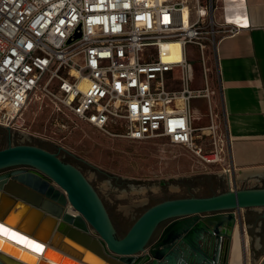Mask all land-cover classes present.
Returning a JSON list of instances; mask_svg holds the SVG:
<instances>
[{
	"label": "built area",
	"instance_id": "obj_1",
	"mask_svg": "<svg viewBox=\"0 0 264 264\" xmlns=\"http://www.w3.org/2000/svg\"><path fill=\"white\" fill-rule=\"evenodd\" d=\"M216 1L0 0V126L18 130L41 91L59 113L111 135L163 138L205 164L224 162L211 59L248 25L238 10L218 20ZM195 99L206 100L208 125H196ZM217 133L205 152L198 141Z\"/></svg>",
	"mask_w": 264,
	"mask_h": 264
},
{
	"label": "water",
	"instance_id": "obj_2",
	"mask_svg": "<svg viewBox=\"0 0 264 264\" xmlns=\"http://www.w3.org/2000/svg\"><path fill=\"white\" fill-rule=\"evenodd\" d=\"M14 165L29 166L0 172V223H11L8 234H17L27 245L34 240L45 247L44 257L53 247L66 251L67 243L85 244L86 252L65 256L79 264H85L89 252L106 264H231L236 230L243 233L238 211L264 208V188L233 187L211 196L168 199L148 208L119 237L98 194L78 169L29 144L0 149V168ZM14 209L23 210L17 220L10 218ZM223 238L228 240L225 254ZM3 250L0 264L30 263ZM45 263L41 259L34 264Z\"/></svg>",
	"mask_w": 264,
	"mask_h": 264
},
{
	"label": "rangeland",
	"instance_id": "obj_3",
	"mask_svg": "<svg viewBox=\"0 0 264 264\" xmlns=\"http://www.w3.org/2000/svg\"><path fill=\"white\" fill-rule=\"evenodd\" d=\"M215 62L212 57V77L216 80ZM194 65L195 85H200L202 65L197 57ZM41 94V91H36L33 95L23 112L19 122L22 126L18 130L0 126V149L15 144L35 145L56 154L78 169L98 194L119 237H123L148 208L164 200L211 196L233 187L264 188V177L255 174L243 176L231 165L228 143L224 162L214 166L204 165L187 147L173 145L163 138L133 141L92 127L70 114L59 113L51 98L42 96L39 99ZM216 111L219 114L218 123L223 126L219 135L224 132L227 137L220 106ZM209 123L205 122L204 125ZM108 131L121 132L118 127H109ZM216 140L219 142L218 133L199 140L198 144L209 153L215 149ZM225 140L229 142L228 137ZM20 166L29 165L7 166L0 168V172ZM231 175L237 179L234 186ZM249 212L252 221H255L257 215ZM251 228L255 230L249 228L244 232L249 237V246L244 251L252 264H262L264 225L254 222ZM0 234L33 249L34 243L27 245L26 240L16 234ZM36 252L41 253V250ZM90 254H87L89 258ZM47 257L56 256L48 254ZM58 262L72 264L63 259Z\"/></svg>",
	"mask_w": 264,
	"mask_h": 264
},
{
	"label": "crops",
	"instance_id": "obj_4",
	"mask_svg": "<svg viewBox=\"0 0 264 264\" xmlns=\"http://www.w3.org/2000/svg\"><path fill=\"white\" fill-rule=\"evenodd\" d=\"M216 3L218 20H224L233 10H238V15L246 21L248 27L235 37L223 39L218 45L215 58L217 73L215 83L218 94L214 98V112L219 118L216 109L220 106L229 139L228 152L231 165H234L243 176L255 174L263 178L264 0H217ZM192 105L195 113L200 116L196 121L197 126L210 122L205 99H195ZM199 162L208 165L201 160ZM232 180L237 183L234 176L231 178V183ZM249 210L257 215L255 221H252ZM238 215L243 226V251L241 250L239 263L252 264L249 255L246 257L244 251L245 247L249 246V237L244 232L249 228L251 231L255 230L251 228L254 222L264 225V208H247L238 211ZM227 243V238H223V253L226 252ZM233 245L234 242L232 253Z\"/></svg>",
	"mask_w": 264,
	"mask_h": 264
},
{
	"label": "bare ground",
	"instance_id": "obj_5",
	"mask_svg": "<svg viewBox=\"0 0 264 264\" xmlns=\"http://www.w3.org/2000/svg\"><path fill=\"white\" fill-rule=\"evenodd\" d=\"M178 14H180V13H178ZM227 171H229V170L227 169ZM69 209L71 212L77 213V211L72 206H70ZM21 211L23 212L22 209H20L19 211L17 209H14L11 213L10 218L12 220L19 219V217L21 216L20 214L22 213ZM3 224H5L6 226H4ZM3 224L0 223V227L7 229V231H9V227H12V225H10L11 223L10 224L9 223H3ZM11 234H15V233H11ZM18 234H20V233H18ZM26 242H27V240H26ZM31 243H34V245H39L38 242H34V240ZM67 245H68V248H66V251L59 250V249L53 247V250L51 249L49 251V254H52L56 257L48 258V257H44V254L42 253V250H43V248L45 249V247L41 248V253H39V252H36L35 250L33 251V249H34L33 247H32L33 249L27 248L26 246L21 245L18 242L0 234V247L1 248L4 247V250H3L4 253H10L8 251H12V253L14 254L13 256L15 258H17L18 260H26V262L29 261L32 264H34L35 261H36V263H38L41 259H45V261H46L45 264H61L58 262L60 259L61 260L65 259L64 261H68L72 264H79V262H77V260H71L70 258H65V256L67 255L68 257L69 256L72 257V255H76L79 252H81V253L86 252L87 251L86 245L85 244L80 245L77 242H70V243H67ZM241 246L242 245H241V241L239 238V234L236 231L235 238H234V245H233V253H232L233 254L232 257H233L234 262L232 261L231 264H240L239 259H240L241 254H242L241 250H243ZM13 251H15V252H13ZM90 253H91L90 258H89V256H87L86 258H84L82 260V263H85V264H106L105 259H103L99 255H97V253H94V252H90Z\"/></svg>",
	"mask_w": 264,
	"mask_h": 264
},
{
	"label": "snow or ice",
	"instance_id": "obj_6",
	"mask_svg": "<svg viewBox=\"0 0 264 264\" xmlns=\"http://www.w3.org/2000/svg\"><path fill=\"white\" fill-rule=\"evenodd\" d=\"M0 232H3L5 235L8 234V231L7 229H4L2 227H0ZM36 251H40L41 250V247L39 245H33L32 246Z\"/></svg>",
	"mask_w": 264,
	"mask_h": 264
},
{
	"label": "flooded vegetation",
	"instance_id": "obj_7",
	"mask_svg": "<svg viewBox=\"0 0 264 264\" xmlns=\"http://www.w3.org/2000/svg\"><path fill=\"white\" fill-rule=\"evenodd\" d=\"M237 231V230H236ZM238 232V231H237ZM157 234V233H156ZM236 234V233H235ZM239 234V233H238ZM235 238V236H234ZM239 238H240V241H241V245H242V249H243V237H242V234L240 235L239 234ZM243 251V250H242Z\"/></svg>",
	"mask_w": 264,
	"mask_h": 264
}]
</instances>
